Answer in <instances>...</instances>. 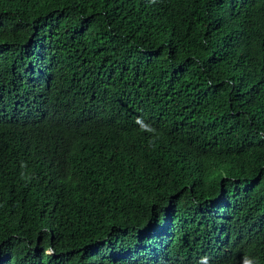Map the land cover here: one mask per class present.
<instances>
[{
	"label": "trees",
	"instance_id": "trees-1",
	"mask_svg": "<svg viewBox=\"0 0 264 264\" xmlns=\"http://www.w3.org/2000/svg\"><path fill=\"white\" fill-rule=\"evenodd\" d=\"M0 264H264V0H0Z\"/></svg>",
	"mask_w": 264,
	"mask_h": 264
}]
</instances>
